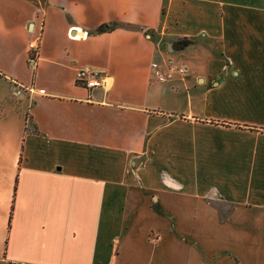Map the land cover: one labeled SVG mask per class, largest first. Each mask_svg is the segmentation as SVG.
Listing matches in <instances>:
<instances>
[{
	"label": "crops",
	"instance_id": "0c3cea01",
	"mask_svg": "<svg viewBox=\"0 0 264 264\" xmlns=\"http://www.w3.org/2000/svg\"><path fill=\"white\" fill-rule=\"evenodd\" d=\"M161 43L183 77L153 79ZM43 58L70 91L39 87ZM0 121V264H248L175 224L264 221V0H0Z\"/></svg>",
	"mask_w": 264,
	"mask_h": 264
},
{
	"label": "rangeland",
	"instance_id": "374dc122",
	"mask_svg": "<svg viewBox=\"0 0 264 264\" xmlns=\"http://www.w3.org/2000/svg\"><path fill=\"white\" fill-rule=\"evenodd\" d=\"M57 24L58 25L56 29L51 34L52 37H55V38L62 37V29L60 28L59 23ZM71 29L76 30V27H72ZM69 32L70 30L67 29L68 37H73V36H70ZM37 34L38 36H40L41 34L40 31L38 32L36 30L34 36H36ZM158 46H159L163 59L162 61L158 63L157 61L155 62L153 61L154 63L153 69L156 68L161 73H166L167 69L170 67L177 68V67L184 66L186 68L185 65H182V63L181 64L179 63V58L177 59V57H179L178 54H175L174 51H172L177 47L176 45L170 46V49H168V47H166L164 43H161ZM29 53L30 54L35 53V50H31ZM36 63L37 64L35 68L36 70L35 79L37 80V83L39 84V87L41 89L47 92H51V88H53V86L61 85V87L64 88L65 91H70L72 89L71 87L74 86L73 84L69 83L68 73L64 67L58 66V65L54 66L53 64L49 63V61L46 58H43L40 61H36ZM31 71H32L31 66L29 65L27 61V72L29 73ZM177 75L179 76L180 74H178L177 71L174 70V71H171L169 75L165 76L163 81L157 80L154 75H153V79L159 82L167 83L169 81H172L174 78H176ZM151 78H152V73H151ZM152 86L153 88L156 87L155 85H152ZM19 92L20 90L16 89L13 93V97L19 98V95H21V93ZM149 98L151 99L152 103H155L156 101H158L157 93L156 95L152 93V95H150ZM165 99L166 97L164 96V100ZM25 117H26V111H25ZM3 123L4 122L0 121V126ZM3 126L5 129L8 130V132L12 130V127L9 124V122H7L6 124H3ZM15 126L16 125H14L13 127L14 129H15ZM18 126L20 128V123ZM8 147L10 150L9 145ZM15 147L19 149L17 137L15 140ZM4 151H6V148H4ZM8 156H9V153L7 155L2 154L0 156V163L7 165L9 162ZM0 186H1L0 195L3 196V192L5 190L3 186V180ZM144 211H145L144 209L142 210L139 209L137 213L142 215ZM200 214L202 215V213ZM201 215L198 216L197 219H194L192 218L191 215H186L183 213L182 220L176 221L175 228H177L178 230H190L192 227L196 228L198 226L206 227V228L210 227V229L216 230L218 232L219 230L223 229L226 232V234H228V237H226L224 244L226 245L229 244L231 246L238 245L239 251H240L239 256L242 262H247L248 264L252 262L257 263V264H260V263L264 264V221H261L260 223L259 215H256L253 218H251L250 216H247V217L239 216L237 218L233 216L231 220H225L223 222H219L215 220L213 223L207 217H203ZM162 223L165 224V226H167L166 220L162 219ZM257 229L259 230L257 231Z\"/></svg>",
	"mask_w": 264,
	"mask_h": 264
},
{
	"label": "built area",
	"instance_id": "2783aa9c",
	"mask_svg": "<svg viewBox=\"0 0 264 264\" xmlns=\"http://www.w3.org/2000/svg\"><path fill=\"white\" fill-rule=\"evenodd\" d=\"M70 36H76L77 33H70ZM34 58L35 53H32L29 56L28 63L30 66L34 65ZM152 66L154 67V63H152ZM176 70L178 74L183 76L186 73V68L184 66L181 67H170L167 69L166 73H161L158 69H153V75L156 77L157 80L163 81L165 76L169 75L171 71ZM75 82L79 85L84 86L87 89L92 88H102L105 87L107 84V77L99 70L92 69L87 65L80 66L75 71Z\"/></svg>",
	"mask_w": 264,
	"mask_h": 264
},
{
	"label": "trees",
	"instance_id": "16d2710c",
	"mask_svg": "<svg viewBox=\"0 0 264 264\" xmlns=\"http://www.w3.org/2000/svg\"><path fill=\"white\" fill-rule=\"evenodd\" d=\"M30 56V53H28V57Z\"/></svg>",
	"mask_w": 264,
	"mask_h": 264
}]
</instances>
